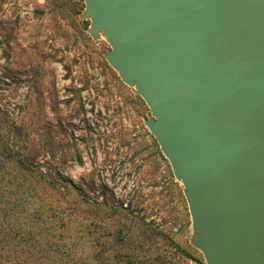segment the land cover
Segmentation results:
<instances>
[{
  "label": "water",
  "instance_id": "95a60500",
  "mask_svg": "<svg viewBox=\"0 0 264 264\" xmlns=\"http://www.w3.org/2000/svg\"><path fill=\"white\" fill-rule=\"evenodd\" d=\"M181 182L206 264H264V0H83Z\"/></svg>",
  "mask_w": 264,
  "mask_h": 264
},
{
  "label": "rangeland",
  "instance_id": "374dc122",
  "mask_svg": "<svg viewBox=\"0 0 264 264\" xmlns=\"http://www.w3.org/2000/svg\"><path fill=\"white\" fill-rule=\"evenodd\" d=\"M84 10L83 0H0V102L18 124V143L41 153L39 173L57 182L52 191L38 172L34 179L22 172L31 211L73 210L67 233L96 240L99 264H124L116 252L150 230L182 264H206L191 244L182 184L145 126L151 112L106 62L111 48L88 34ZM185 246L195 250L188 258Z\"/></svg>",
  "mask_w": 264,
  "mask_h": 264
},
{
  "label": "trees",
  "instance_id": "16d2710c",
  "mask_svg": "<svg viewBox=\"0 0 264 264\" xmlns=\"http://www.w3.org/2000/svg\"><path fill=\"white\" fill-rule=\"evenodd\" d=\"M8 107L0 102V264H99L100 251L93 248L96 240L88 242L83 235L67 233L68 226L72 227L73 210L64 206L50 217L31 211L32 190L26 186L27 179L22 172L28 174V179H34V174L39 173L42 167L39 161L41 153L27 151L18 143L19 127ZM46 145L47 142L43 148ZM11 168L20 172L18 177L12 174ZM39 174L41 184L55 190L57 182L51 172L47 170ZM39 181L35 182L38 184ZM47 231H51L50 237L56 238L54 241L45 239ZM138 237L140 235L134 240L129 238L136 243L130 250L116 252L115 256L121 259V263L182 264L180 258L173 256L172 250L158 246L159 239L163 237L161 232L150 230L147 236L142 234L140 239ZM126 242L128 240L123 238L122 245ZM148 243L158 248H152ZM191 250L194 249L185 246L182 257L188 258ZM107 264H112V260Z\"/></svg>",
  "mask_w": 264,
  "mask_h": 264
}]
</instances>
